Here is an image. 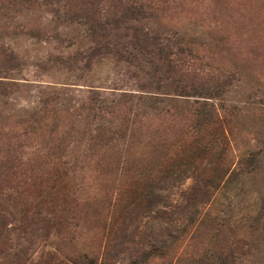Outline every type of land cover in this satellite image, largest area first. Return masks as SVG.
Wrapping results in <instances>:
<instances>
[{
	"label": "rangeland",
	"instance_id": "rangeland-1",
	"mask_svg": "<svg viewBox=\"0 0 264 264\" xmlns=\"http://www.w3.org/2000/svg\"><path fill=\"white\" fill-rule=\"evenodd\" d=\"M0 264H264V0H0Z\"/></svg>",
	"mask_w": 264,
	"mask_h": 264
},
{
	"label": "trees",
	"instance_id": "trees-1",
	"mask_svg": "<svg viewBox=\"0 0 264 264\" xmlns=\"http://www.w3.org/2000/svg\"><path fill=\"white\" fill-rule=\"evenodd\" d=\"M151 200H150V196L148 195H141V194H137L136 191H133L131 193V200H129V204L131 207H133V209H137V208H142V207H146L148 205H150Z\"/></svg>",
	"mask_w": 264,
	"mask_h": 264
}]
</instances>
